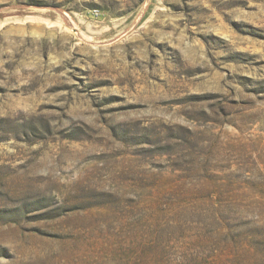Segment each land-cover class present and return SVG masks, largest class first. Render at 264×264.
Listing matches in <instances>:
<instances>
[{"label": "rangeland", "instance_id": "1", "mask_svg": "<svg viewBox=\"0 0 264 264\" xmlns=\"http://www.w3.org/2000/svg\"><path fill=\"white\" fill-rule=\"evenodd\" d=\"M0 264H264V0H0Z\"/></svg>", "mask_w": 264, "mask_h": 264}, {"label": "trees", "instance_id": "2", "mask_svg": "<svg viewBox=\"0 0 264 264\" xmlns=\"http://www.w3.org/2000/svg\"><path fill=\"white\" fill-rule=\"evenodd\" d=\"M244 255H245V253L242 254V253L239 252L238 254L235 255V258H234V259H235V260L238 259L239 261H243V259H244ZM243 262H244V261H243Z\"/></svg>", "mask_w": 264, "mask_h": 264}]
</instances>
